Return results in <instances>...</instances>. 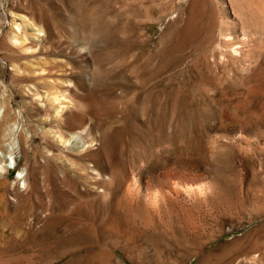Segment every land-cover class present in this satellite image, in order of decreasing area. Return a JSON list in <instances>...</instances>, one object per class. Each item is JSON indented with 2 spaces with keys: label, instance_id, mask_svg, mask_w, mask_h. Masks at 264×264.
I'll return each instance as SVG.
<instances>
[{
  "label": "rangeland",
  "instance_id": "rangeland-1",
  "mask_svg": "<svg viewBox=\"0 0 264 264\" xmlns=\"http://www.w3.org/2000/svg\"><path fill=\"white\" fill-rule=\"evenodd\" d=\"M0 264H264V0H0Z\"/></svg>",
  "mask_w": 264,
  "mask_h": 264
},
{
  "label": "bare ground",
  "instance_id": "bare-ground-1",
  "mask_svg": "<svg viewBox=\"0 0 264 264\" xmlns=\"http://www.w3.org/2000/svg\"><path fill=\"white\" fill-rule=\"evenodd\" d=\"M20 175V174H19Z\"/></svg>",
  "mask_w": 264,
  "mask_h": 264
}]
</instances>
